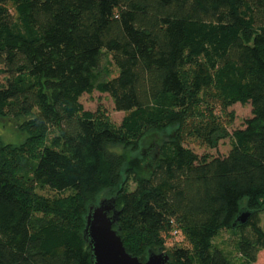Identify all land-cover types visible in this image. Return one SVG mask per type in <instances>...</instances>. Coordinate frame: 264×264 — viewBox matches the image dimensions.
<instances>
[{
    "label": "trees",
    "instance_id": "obj_1",
    "mask_svg": "<svg viewBox=\"0 0 264 264\" xmlns=\"http://www.w3.org/2000/svg\"><path fill=\"white\" fill-rule=\"evenodd\" d=\"M0 65V118L25 134H0V264H92L88 207L113 196L140 260L162 248L168 264H257L264 0H0ZM95 90L119 125L85 109ZM238 102L252 116L231 131ZM226 138V155L188 145ZM241 208L253 213L234 226ZM231 229L237 257L215 243ZM173 231L183 245L167 249Z\"/></svg>",
    "mask_w": 264,
    "mask_h": 264
},
{
    "label": "rangeland",
    "instance_id": "obj_2",
    "mask_svg": "<svg viewBox=\"0 0 264 264\" xmlns=\"http://www.w3.org/2000/svg\"><path fill=\"white\" fill-rule=\"evenodd\" d=\"M100 67H104L111 70V75L117 73V68L112 62V58L109 53L104 52L103 59ZM103 72V71H102ZM5 73L2 72V66L0 65V82L4 80ZM80 101L83 103L85 109L96 111L98 109L105 112L107 118L114 124L119 125L124 116L123 111H118L115 109L114 102L111 96L108 93H101L95 90L93 93H84L80 97ZM229 110L234 113L233 125L229 128L231 131L237 128L245 127V121L252 116V107L250 103L242 104L240 102L233 104L229 107ZM14 120L5 121L0 118V134L3 135L4 139L9 142L18 143L22 141L25 137V134L19 131ZM148 143V144H147ZM145 148L149 150V144L147 142ZM188 145L198 154L208 153L210 155H226L230 150V139L226 138L220 141L219 145L216 148H204L200 147L192 142H189ZM119 151L122 150L121 147L118 148ZM139 151V150H138ZM151 154L150 151H148ZM138 152H129V156H134ZM109 195V194H104ZM261 226L264 229V210L260 212ZM233 230H224L221 236L217 237L215 243L220 246H225L226 249H231L233 256L237 257V249L234 246V236ZM182 238L180 234H176L173 231L172 235L168 237L166 242L167 249H173L175 247L183 245L181 241ZM167 252V250H164ZM257 264H264V249L259 252Z\"/></svg>",
    "mask_w": 264,
    "mask_h": 264
},
{
    "label": "water",
    "instance_id": "obj_3",
    "mask_svg": "<svg viewBox=\"0 0 264 264\" xmlns=\"http://www.w3.org/2000/svg\"><path fill=\"white\" fill-rule=\"evenodd\" d=\"M253 211L241 208L233 225L245 224ZM120 217V209L116 207V198L103 197L98 203H92L86 214L83 237L90 246L92 264H168L170 254L162 248L150 249L147 258L140 260L129 253L116 228Z\"/></svg>",
    "mask_w": 264,
    "mask_h": 264
}]
</instances>
